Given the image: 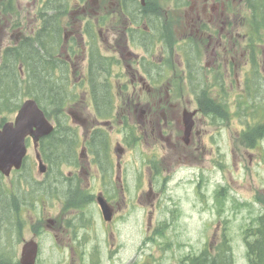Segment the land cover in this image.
I'll return each mask as SVG.
<instances>
[{
	"label": "flooded vegetation",
	"instance_id": "obj_1",
	"mask_svg": "<svg viewBox=\"0 0 264 264\" xmlns=\"http://www.w3.org/2000/svg\"><path fill=\"white\" fill-rule=\"evenodd\" d=\"M23 1L29 0H0V15L23 12ZM173 1L171 10L186 19V33L185 44L175 47L172 68L164 57V28L157 24L158 9L151 0H31L36 19L31 36L20 33L6 45L0 26L4 54L40 29H58L53 49H47L48 40L43 42L44 76L50 78L49 63L55 59V75L74 81V92L65 96L61 89L58 94L77 128L73 145L68 138L70 147H60L57 162L52 163L50 135L40 139L41 160L27 137L21 166L7 174L0 170V264H22L27 245L29 264H210V249L204 246L195 253L182 241L188 235L182 224L186 216L193 219L195 207L156 201L155 180L164 172L157 163L169 158L179 166L205 151L210 127L206 111H226L224 79L234 72L238 50L233 40L239 29L247 28L252 12L249 0ZM49 16L55 26L44 25ZM147 18L156 20L151 38L140 23ZM15 29L26 26L20 23ZM100 42L124 61L107 54L105 74L98 71ZM34 50L30 45L22 50L28 65ZM99 80H105L104 92L91 83ZM190 112L194 122L184 138ZM4 124L0 120V128ZM68 129L66 123L65 138ZM136 145L139 151L149 146L139 154L145 176L135 187L137 198L131 196L130 176Z\"/></svg>",
	"mask_w": 264,
	"mask_h": 264
},
{
	"label": "rangeland",
	"instance_id": "obj_2",
	"mask_svg": "<svg viewBox=\"0 0 264 264\" xmlns=\"http://www.w3.org/2000/svg\"><path fill=\"white\" fill-rule=\"evenodd\" d=\"M151 1L153 7L158 9L157 24L164 28V57L168 58L166 60L168 68H172L174 67L172 57H175L177 43L185 44L183 40L186 33V19L182 12L171 10L176 4L175 1ZM22 4L25 5L24 11L17 15H0V26L5 28L1 31L6 45L11 44L18 34L30 35L32 30H35L30 29V27H36V19L32 13L33 4L31 0L23 1ZM66 20L69 21L70 17L67 16ZM20 23H23L26 29H15ZM140 23L147 38L155 35L156 20L154 18L142 19ZM166 29L174 33L172 37L168 35ZM239 32L240 34L234 38L232 44L233 48H238L234 54V72L232 76L227 74L228 78L224 79L227 102L230 103V105L227 104L228 115L225 118L210 115L208 118L209 139L206 142L205 151L195 153L188 163L176 166L178 162L169 158L157 163L164 172L159 179L160 182H157L156 201L177 203L184 209L195 207L193 219L186 216L181 227L184 231H188V235H184L182 241L185 245L192 247L195 253L204 246H209L215 251L224 248L232 264H248L245 235L249 229L253 228L255 218L264 213V29L256 30L247 19V28L239 29ZM124 42L125 37L119 45L122 47ZM46 47L51 48L49 41ZM113 47L117 48L115 45ZM100 48L105 56L108 54L123 61L119 55L114 54L111 47L103 45L102 42H100ZM145 51V49L138 50L137 53L143 56ZM252 54L254 58L251 62ZM36 63L38 67L44 69L42 58L37 59ZM115 71L123 75L122 68H116ZM48 79L50 86H45L42 90L45 91L46 96L53 94L49 92L50 89L55 92L61 90L62 84L68 89L73 88L74 81L54 82L51 78ZM5 83L8 82L1 84ZM8 87H10L9 84ZM17 90L18 86L5 88L1 92L5 99H9L12 93H16L18 98L13 102L19 104L27 98L26 93H30L31 88L29 84H24L20 91ZM37 90L42 97H45L38 87ZM60 99L61 95L57 92L53 102L56 104L60 102ZM45 102H49V99ZM6 115L10 119L14 117L15 111ZM69 117L70 119L65 117V121L73 123L71 116ZM1 120L3 121L2 118ZM250 122L259 127V131L253 135L248 131ZM61 138H64L66 142H59L58 146L70 147L69 137L65 138L61 135ZM148 148L149 146H143L140 151L133 152L130 157L133 161V167L130 163L131 184L134 186L131 195L135 198H137L135 187L140 185L145 176L140 171L139 154ZM169 169L170 176L164 174ZM222 189L224 191L220 193ZM135 247L132 246L130 249Z\"/></svg>",
	"mask_w": 264,
	"mask_h": 264
},
{
	"label": "trees",
	"instance_id": "obj_3",
	"mask_svg": "<svg viewBox=\"0 0 264 264\" xmlns=\"http://www.w3.org/2000/svg\"><path fill=\"white\" fill-rule=\"evenodd\" d=\"M248 5L252 12L251 24L253 25V27L256 28V30L264 29V0H249ZM43 22L44 25L49 24L51 26H55V21L53 16H49ZM57 33H58V29H40L34 37L25 39L23 41L24 43H22L21 45L7 49L5 51L4 59L8 62L9 65L4 64L0 68V74H3L7 77V80H2V81L4 82L6 81L8 82L9 85L17 87L19 79H18V75L14 71V67L17 65V63L21 61L24 64V68L28 72V79L30 82V86L32 87V91L34 93L33 97L43 107L42 109L47 114V116L54 115L56 120L59 121L60 117L63 116V114L61 113L62 112L61 107L60 106L49 107L43 104V101L49 99V97H47L45 93H43L42 91L43 87L50 86V81L48 77L44 76L43 74V68L38 67V69L34 68L35 69L34 70L32 67L28 65L26 60L21 55L25 45H30L34 48H40L41 44L48 40L51 46L53 47L52 41L57 38ZM35 52L37 54L40 53V51L38 50H35ZM32 74L36 79L35 81ZM36 85L38 89H40L42 95L45 97H42L38 93V90L35 87ZM47 95L50 96L49 94ZM56 95L57 92H55L54 95L51 96L55 98ZM16 98H18L16 93H12L10 98L9 99L6 98V99H8L7 102H11ZM51 110L54 112H52ZM60 138H61V132L60 129L58 128L56 132H54L51 136V144H52L51 157L53 161H57L60 154V149H59L60 146H58V143L55 142V140H59ZM253 225H254L253 228L249 229L247 232V237L253 238V241L247 243L248 261L249 264H264V215L259 217L257 221L253 223ZM210 264H231V259L229 254L227 253V250L224 248L219 249L216 257L211 256Z\"/></svg>",
	"mask_w": 264,
	"mask_h": 264
},
{
	"label": "bare ground",
	"instance_id": "obj_4",
	"mask_svg": "<svg viewBox=\"0 0 264 264\" xmlns=\"http://www.w3.org/2000/svg\"><path fill=\"white\" fill-rule=\"evenodd\" d=\"M29 36H31V34L29 35ZM14 42V41H13ZM53 48V47H52ZM42 49H43V43L41 44V47L40 48H35V50H38V51H40V54H37L36 52H35V50H34V59H33V61H30L29 62V66L30 67H32L33 69L34 68H37L38 69V66H37V63H36V60L37 59H41L42 57H43V51H42ZM102 53V52H101ZM2 54H4V53H1V49H0V68L4 65V63H3V61H2V59H4V55H2ZM50 65H51V78H52V80L54 81V82H58V81H61V82H64L63 81V79H62V77H59V76H56L55 75V70H56V68H58V63H57V61L54 59V61L53 62H51L50 61V63H49ZM55 64V65H54ZM5 65H7V64H5ZM9 65V64H8ZM54 65V66H53ZM98 65H99V68H98V71L100 72V73H106V70H107V66H108V61H107V59H106V56L104 55V54H100V57L98 58ZM12 66V65H11ZM35 70V69H34ZM14 71H15V73L18 75V90L17 91H20L22 88H23V86H24V84L25 85H28L29 84V86H30V82H29V79H28V72L26 71V69L24 68V65H21V61L19 62V63H17V65L14 67ZM38 72V71H37ZM36 72V73H37ZM12 73V72H11ZM10 73V74H11ZM33 73H34V71H33ZM8 74V73H7ZM43 74H44V72H43ZM9 75V74H8ZM13 76V75H12ZM32 76H33V74H32ZM34 77V76H33ZM14 78V77H13ZM43 78V77H42ZM9 79H11V78H9ZM2 80H7V77L5 76V75H3V74H0V120H1V118L3 119V121L2 122H4L5 124H4V126L2 127V128H0V131H2L3 130V128L7 125V124H9V123H13V124H15V119H16V117H17V115H18V112H19V110L21 109V106H22V104L25 102V101H27V100H29V99H33V100H35L36 102H37V100L33 97V91H32V87L30 86V88H31V92L30 93H26L27 94V98L26 99H24V101L23 102H21V103H19V104H14V102L13 101H11V102H7V100L4 98V96L2 95V90L3 89H5V88H11V87H14V86H11L10 85V87H8V83H5L6 84V86H5V84H1V83H4V81H2ZM36 79H35V77H34V81H35ZM11 81V80H10ZM50 81V80H49ZM92 83V85H93V87H94V89L96 88V90H99L100 92H104V89H103V86L105 85V80H99V81H93V82H91ZM37 86V85H36ZM35 86V87H36ZM36 89H37V87H36ZM62 89H64L65 90V96H69V94H71V91H72V89H68L67 88V86L66 85H64V84H62ZM49 90V89H48ZM60 91V90H59ZM59 91H57V92H59ZM75 90L73 89V92H74ZM49 92L50 93H53V94H51V95H54V93H55V91H53L52 89H50L49 90ZM39 94H40V92H38ZM43 93H45L44 91H43ZM41 95V94H40ZM48 96L47 95V97H49V102H45V101H43L45 104H46V106H49V107H56V106H60L61 107V109H62V114H63V116L62 117H60V119H59V121H57L56 120V118H55V116L54 115H50V116H47V114L44 112V110L42 109L43 107L37 102V104H38V106H39V108L43 111V113H44V115H45V118L48 120V122L53 126V131H52V133H50V134H48V135H50V136H52V134L54 133V132H56V130L59 128L60 129V132H61V135H64L63 133H62V129H63V127H64V125L67 123V124H69V127H70V130L68 129V132H69V134L67 135L70 139H72V145H73V138H74V135H73V133H75L76 131H77V128H76V126L74 125V122L73 123H69V122H66L65 121V117H68L69 119H70V115L67 113V111L63 108L64 107V103H63V101H60V102H58V103H54L53 102V99H54V97L53 96ZM101 95V94H100ZM227 104L228 105H230V103H228L227 102ZM227 104H226V111H224L223 109H221L220 111H214V110H212V109H208L207 111H206V116H208L207 118H209L210 117V115H216V116H219V117H221V118H225L227 115H228V112H227V108H228V106H227ZM12 105H13V107H12ZM254 109V108H253ZM255 110V109H254ZM15 111V115H14V117H12V118H10V119H8L7 118V115L6 114H8V113H12V112H14ZM52 111V110H51ZM256 111V110H255ZM52 112H54V111H52ZM194 115H195V113H193V112H190V114H188L187 115V117H186V122L187 123H190V125H187V127H186V129H185V136H184V138H188L189 137V133H190V129H191V123L192 122H194ZM98 116H107V114H103V113H98ZM72 118V117H71ZM72 120L74 121V119L72 118ZM241 121H243V120H241ZM72 130V131H71ZM248 131H249V134H251V135H253L255 132H257V131H259V127L258 126H256L253 122H250L249 124H248ZM27 137H31L32 139H33V145H34V149H35V151H36V156H37V158H38V160H41V154H40V152H39V150H38V148H39V142H40V139L42 138H40L39 140H38V142L37 143H35V140H34V138L31 136V135H28ZM26 137V138H27ZM26 138H25V147H26V154H27V146H26ZM248 140H251L250 138H247ZM56 142V141H55ZM58 144H59V142H57ZM190 142H188V143H186V144H189ZM71 145V146H72ZM253 146V145H252ZM51 149H52V144H51ZM136 151H138V146L136 145V147H135V149L133 150V152H136ZM26 154L23 156V158H22V160L24 159V157L26 156ZM22 160H21V163H22ZM55 162H57V161H53L52 160V163H55ZM21 163H20V165L19 166H13L8 172H10L13 168H19L20 166H21ZM1 170V169H0ZM2 171V170H1ZM2 172H4V171H2ZM8 172H4V173H8ZM162 178V177H161ZM161 178H159V179H161ZM159 179H156L155 181L156 182H160L159 181ZM158 186V185H157ZM222 191H224V189H222L221 190V192L220 193H222ZM132 196V195H131ZM133 197V196H132ZM170 203H172V202H170ZM103 210L106 212L107 211V208L105 207V206H103ZM264 215V213L262 214V215H260V216H258V217H256L255 218V221H257V219L259 218V217H261V216H263ZM255 221H254V223H255ZM251 241H253V238H248L247 237V234L245 235V244H246V246H247V243L248 242H251ZM29 246V245H28ZM26 247V246H25ZM30 247V246H29ZM207 249H210V251H211V254H210V259H211V256L212 257H216L217 256V253H218V251H219V249H221V248H219L217 251H215V250H212L211 248H209V246L208 247H206L205 246V250H207ZM247 251H248V246H247ZM231 259V258H230ZM247 260H248V256H247ZM28 264H29V262H28ZM231 264H232V260H231ZM248 264H249V261H248Z\"/></svg>",
	"mask_w": 264,
	"mask_h": 264
},
{
	"label": "water",
	"instance_id": "obj_5",
	"mask_svg": "<svg viewBox=\"0 0 264 264\" xmlns=\"http://www.w3.org/2000/svg\"><path fill=\"white\" fill-rule=\"evenodd\" d=\"M145 3V0H142ZM53 131V126L45 118L43 111L33 99L25 101L15 119V124H7L0 131V169L8 172L13 166H19L26 154L25 138L31 135L35 143ZM30 260V247L24 248L22 264Z\"/></svg>",
	"mask_w": 264,
	"mask_h": 264
}]
</instances>
